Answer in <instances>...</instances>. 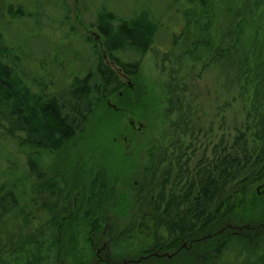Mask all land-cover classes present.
Segmentation results:
<instances>
[{
    "label": "trees",
    "instance_id": "1",
    "mask_svg": "<svg viewBox=\"0 0 264 264\" xmlns=\"http://www.w3.org/2000/svg\"><path fill=\"white\" fill-rule=\"evenodd\" d=\"M179 2L143 8L142 1L128 15L97 8L100 45L73 28L82 54H44L33 63L31 32L42 37L50 7L61 13L52 25L67 22L66 0H0V227L21 210L26 263L42 264L48 252L52 263L96 264L95 246L105 237L112 260L126 251L127 264H264V61L245 71L253 83L249 135L260 144L248 148L242 132L217 159L199 155L196 182L180 185L190 159L178 139L171 142L177 154L163 145L155 154V145L123 121L127 111L140 121L152 114L154 91L140 80L148 52L158 45L166 55L211 47L212 0ZM22 23L28 29L19 32ZM228 52L218 47L220 56ZM123 170L131 192L117 189L114 172ZM55 197H62L60 208ZM64 240L71 247H62Z\"/></svg>",
    "mask_w": 264,
    "mask_h": 264
},
{
    "label": "rangeland",
    "instance_id": "2",
    "mask_svg": "<svg viewBox=\"0 0 264 264\" xmlns=\"http://www.w3.org/2000/svg\"><path fill=\"white\" fill-rule=\"evenodd\" d=\"M142 1H144L143 8L150 7L151 4L155 5L156 2V6L170 2V0H66L67 22L57 20L53 25L50 20L58 19V16L60 18L61 13L49 6L50 8L45 10L50 25L44 28L42 37H37L35 30L31 32V37L27 41L30 45L32 62L36 63L35 57L44 54L48 55L47 57L59 56L58 60H62L61 56L72 57L76 53L82 54V38L71 33L73 28L78 35L89 36L100 45L101 38L95 27L96 9L108 8L119 14L128 15L133 6ZM180 3L181 0L178 5ZM212 5L213 18L209 30L211 47L198 49L189 47L190 50L182 48L183 50H176L173 54L166 55L158 45L148 52L141 64L140 80L148 90L154 91L156 99L154 106L151 107L152 114L147 116L148 119L140 121L137 114L132 116L127 111L123 119L125 124L132 122L135 125L134 130L140 132L138 135L144 136L150 144L155 145L153 149L155 154L160 153L157 147L163 145L167 148V152L175 155L179 152V145L171 146V142L178 139L182 143L181 150L187 151L186 157L190 159L188 171L190 174L187 180L185 178L181 180L180 185L185 181H197L199 177L197 171L200 167L196 164L199 155L203 154L208 161L217 159L222 148L226 147L227 150V146L232 144L242 132H246L248 148L260 144L259 141H253V137L249 135L254 131L250 123V117L254 114L251 104L253 83L249 82L245 71L254 65V60L264 61V0H212ZM170 13L171 11H168L164 19H169ZM243 17L246 19L240 24V28H237V23ZM11 28L7 32L16 34L17 31ZM21 29L25 31L28 29L26 23H22L18 31L22 32ZM193 31L189 43L196 39L195 30ZM220 42L222 45L219 46ZM67 44H70V48L65 47ZM226 46L229 48L228 56L225 53L220 56L218 47ZM52 72L56 79L63 81V73L59 67H53ZM169 92L173 94L172 97L168 95ZM169 97L173 100V105L170 104ZM133 100L135 104L136 100ZM242 140L245 141V134L238 142L242 144ZM188 144L191 148L185 149ZM9 146L14 148L11 144ZM130 151L132 153L133 150ZM184 159L185 157L182 158ZM135 161L137 166L142 165L139 157H136ZM0 166L5 167V165ZM98 166L100 164H91V167ZM126 173L127 170L114 172L116 179L121 181L117 184V189H124V185H127L128 187L125 188L131 192L129 183L124 179ZM60 186L64 188L63 183H60ZM62 197L53 199L57 201L59 208L63 204ZM23 206L26 211L30 210L31 201ZM48 225L49 223L45 222L43 228L47 235L50 234ZM103 226V223L98 225L101 229ZM28 228L31 230V223ZM25 229L27 228L21 219L20 209L4 221L0 227V264L20 262L31 264L30 260L26 263L22 255L24 251L22 245L29 242L22 233ZM126 238L127 236L124 239ZM64 241L62 247H71V240ZM79 243L84 246L82 238ZM121 247L120 244L118 249L120 250ZM46 254L48 258L43 259L42 264H56V262L52 263L51 254L48 252ZM57 264L62 262L57 261Z\"/></svg>",
    "mask_w": 264,
    "mask_h": 264
},
{
    "label": "flooded vegetation",
    "instance_id": "3",
    "mask_svg": "<svg viewBox=\"0 0 264 264\" xmlns=\"http://www.w3.org/2000/svg\"><path fill=\"white\" fill-rule=\"evenodd\" d=\"M132 126L134 127L133 123ZM110 252L111 249L109 248L107 239L104 237L101 239V242H99V245L95 246L96 264H127L132 260L131 255H127L125 253L119 254L116 260H112ZM121 252H126V251H121Z\"/></svg>",
    "mask_w": 264,
    "mask_h": 264
}]
</instances>
